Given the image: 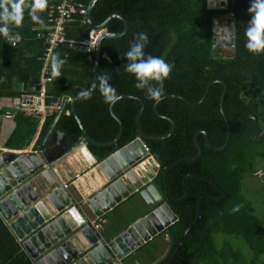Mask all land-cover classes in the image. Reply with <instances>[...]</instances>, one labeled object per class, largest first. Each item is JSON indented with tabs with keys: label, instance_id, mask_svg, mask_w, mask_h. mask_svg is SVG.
Here are the masks:
<instances>
[{
	"label": "trees",
	"instance_id": "obj_1",
	"mask_svg": "<svg viewBox=\"0 0 264 264\" xmlns=\"http://www.w3.org/2000/svg\"><path fill=\"white\" fill-rule=\"evenodd\" d=\"M78 1L87 5L89 0ZM251 3L227 0L226 8L214 9L206 6V0H97L91 9L93 24L99 25L113 14L126 21L122 36L101 40L96 72L108 71L110 84L122 98L111 105V116L97 87L91 99L76 98L74 110L87 135L97 142L109 141L117 134L114 118L121 124L120 137L113 145L86 143L98 162L135 137L159 162L160 171L152 182L162 194L168 192V205L177 218L163 232L169 235L172 246L168 258L159 264H168L185 231L172 264H264V180L256 187L251 180L247 182L256 172L264 171V53L254 55L245 47ZM45 12L39 13L44 25ZM219 15L233 18L231 57H219L214 50L213 20ZM44 25L34 23L25 10L22 26L12 30L21 34V43L9 47L0 35V97H19L22 92L12 90L14 85L28 89L37 83L43 46L35 39L33 28ZM121 30L122 23L116 18L105 25L108 33ZM88 32L87 26L74 24L67 28L65 37L81 42ZM140 32L149 37L146 56L162 57L174 65L170 78L164 81V97L159 103L149 99L146 90L137 89L135 76L125 70V53ZM57 52L67 62L62 75L46 83L45 106L62 96H75L92 84L93 53L68 45H61ZM213 80L217 81L206 90ZM222 82L226 84L224 90ZM137 98L142 109L136 126ZM69 110L66 103L54 125L65 134L68 148L82 138L73 115H66ZM54 116L56 112L44 117L34 147ZM13 121L14 129L4 147L23 149L35 136L39 117L17 111ZM171 122L174 127L167 138H144L138 133L164 136L171 131ZM227 133V144L216 149L223 145ZM187 157L195 158L186 161ZM252 189L255 195H250ZM200 193L204 195L198 201ZM237 205L241 207L234 212ZM199 208V221L193 224ZM9 237L0 219V264H13L12 248L6 245ZM15 251L19 253L17 247ZM19 255L21 259L14 264H32L22 253Z\"/></svg>",
	"mask_w": 264,
	"mask_h": 264
},
{
	"label": "water",
	"instance_id": "obj_2",
	"mask_svg": "<svg viewBox=\"0 0 264 264\" xmlns=\"http://www.w3.org/2000/svg\"><path fill=\"white\" fill-rule=\"evenodd\" d=\"M96 1L97 0H89L87 3L85 15L87 26L90 29L103 30L110 19L116 18L121 21L122 30L119 33H108L105 31L99 36L93 52L92 83L97 77L96 72L101 40L118 38L125 33L127 28L126 21L117 14L108 16L99 25L93 24L90 14ZM215 44L216 39L214 37L213 28V46H215ZM216 81L217 80H213L210 82L206 90ZM222 83L224 90L226 84L224 82ZM90 87L88 89H90ZM205 93L196 104L203 99ZM78 94L71 98L64 96L57 99L56 106L58 110L56 116L53 117L36 150L20 153H0V214L8 221L12 230L14 229L15 233L20 237H22L21 233L15 225L21 229L26 225L30 227V229L28 228L29 233H27L31 234L29 244L30 246L40 245L42 248L41 259H46L48 256L53 259L56 264H71L77 257L84 255L85 263L90 262L87 264H120V260L123 259L122 257L128 254L131 247L130 244L127 242V244H125L126 247H123V244L118 238V232L105 239L92 227L84 211V209L87 208L97 216L101 215V209L106 211L107 207L111 205L109 194L116 190L112 185L113 182L119 190H121L119 193L121 196L136 192L141 199L139 205L131 210L126 219V232L131 233L133 230L134 233L137 234H130L134 240L146 241L154 237L157 233L161 232L163 229H167L173 224L176 221V217L167 203V201H170L168 193H166L164 197L162 193L159 192L157 186L150 182V180L155 177L157 171H159L160 164L144 149L139 137H135L128 143L112 151L103 160L92 167L94 171L101 168L104 172L97 171L96 173L105 175L106 177V181L102 185H99L98 189L92 190L87 195H85V193H80V200H77L69 191L67 183L70 179H73L72 185L78 190H81V180L80 178L75 179V176L82 175L80 177L83 179V171H90L88 168L89 165L84 166L78 161L76 164L79 167H75V158L73 155L79 152L83 147H86V142L101 146L113 145L120 137L122 131L121 124L113 117L118 126L117 134L111 140L105 142L92 140L85 132L74 110L73 103L75 99L78 98ZM29 98L31 100L35 97L29 96ZM68 100L71 114L82 132V138L70 148L67 147L65 134L54 128ZM137 100L140 106L134 121L136 126L138 115L142 109L140 99L137 98ZM36 102L38 105L41 104L38 97H36ZM108 111L112 116L111 105H108ZM220 112L224 116L222 107H220ZM171 126L169 134L164 136L152 137L146 136L139 131L138 133L144 138L164 139L171 135L174 127L172 122ZM227 141L228 133L223 145L215 148H224ZM205 145L209 146L208 141H205ZM89 153L91 154L90 151ZM198 154H200V149ZM141 155L143 156L141 157ZM144 157L153 160L152 166H146V171L141 179L134 180V182L130 181L126 176L129 165L142 160ZM194 158L195 157H187L186 161H192ZM94 159L91 165L95 163L96 159L95 161ZM164 170L165 168H163V171ZM61 172H63L64 176ZM189 174L192 175V173ZM68 176H70V179ZM64 184H67V187H64ZM98 195L102 197L105 203L102 202L101 199L99 200ZM203 195L204 193L199 194L198 201H200ZM94 198H97V200L95 201ZM221 199L222 197L218 200ZM200 215L201 210L199 208L198 216L193 224L199 221ZM185 233L186 231L181 236L177 251L180 248ZM115 245H118L121 249L123 247V251L120 253L116 251V249L114 250ZM100 251H105V253L108 254L107 260L105 258L99 260L97 253ZM177 251L175 253H177ZM94 259H97L98 262ZM170 264H172V261Z\"/></svg>",
	"mask_w": 264,
	"mask_h": 264
},
{
	"label": "crops",
	"instance_id": "obj_3",
	"mask_svg": "<svg viewBox=\"0 0 264 264\" xmlns=\"http://www.w3.org/2000/svg\"><path fill=\"white\" fill-rule=\"evenodd\" d=\"M37 27H40V26L34 27L33 31H35V29ZM32 84L33 83L30 84L28 89H24L22 87V84L14 85L12 90H15V91L19 90L22 92V94H20L19 97L17 96V97H13V98H15L16 100L20 99V101H21V96L23 94H25V93L31 94L32 91H31L30 87ZM62 97H64V96H62ZM62 97H60V98H62ZM67 97H69V96H67ZM69 98H71V97H69ZM20 101L18 104H16V101H15V104H14L10 101L9 97H0V111H3V113H0V153H2V152L20 153V152L29 151V150H36L38 146L34 147V144L38 138L40 126L44 120V117L46 115L50 114L51 112L57 113V110H58L56 106H54V107L53 106L52 107L44 106L43 101H42V111L39 114H37L39 117L38 128H37V132H36L35 136L33 137L32 141L29 142V144L23 149L7 148L6 146L4 147V144L6 143L9 135L11 134V132L14 129L15 124L13 121V115L15 112H17L18 107L20 105ZM67 103H69V100ZM69 113H71L70 110L66 112V115H68ZM94 161H95V159H94ZM76 163H77V161L74 159L75 167H79V166H77ZM97 163L98 162L95 161V163L93 165L88 166L90 171H92V167H94ZM97 171L104 172L101 168H99ZM97 171H95V174L93 173V174L89 175L88 178H85V176L89 172L84 171L82 173L84 175L83 177L85 179L82 181L83 183L82 182L80 183L81 190L80 189L78 190L77 188H75L72 185L73 179H70V176H68L70 179V181L67 183L68 189L74 195V197L77 200H80V198H81L80 193H83V194L85 193V195H87L92 190L98 189V186L93 185L95 180H97L98 182H101V183L106 181L105 175H100L99 173H96ZM63 172H61V173L64 176ZM80 176H82V175H80ZM80 176L78 178H80ZM101 177L104 178V180ZM112 185L116 190L109 194V198H110L109 200H111V205L109 207H107L106 211L101 209L100 210L101 215H99V216H97L94 212H92L91 210H89L87 208H85L84 211H85L86 215L88 216V218L92 224V227L95 230H97L105 239L118 232V234H119L118 238H119L120 242L123 244V247H126L125 244H127V242H128V244H130V246H131L130 250H129L128 254H126L124 257H122L123 259L120 260V264H159L160 261H162L165 258H168L170 251H171V246H172V243H171V240H170V237L168 234L160 232L158 235H155L153 238H150L146 241H141V240H137V239L134 240L133 237L130 235L131 233L134 235H137L134 233L133 230L131 233L126 232L125 229L127 226V221H126L127 216L130 214V212L133 208H136L139 205V203L141 202V199L136 193H130L128 195L124 194V196H121L119 194L121 190H119V188L114 184V182L112 183ZM107 197H108V195H107ZM94 199H95V201L97 200V198H94ZM100 199L102 202H104L101 196H99V200ZM0 219L3 222L4 226L7 228V234L10 236L8 239L9 241L6 242V245L9 244L8 247L12 248L11 263L14 264V262L17 261L18 258L21 259V255H19V253H22L26 259H29L32 262V264H56V263H54V260L49 258L48 256L46 259H41L42 248L40 247V245L37 244V245H31L30 246L29 242H30V235L31 234H27V233H29L28 228L30 229V227H27V225H26L23 229H21L20 227L15 225L16 228L18 229V231L21 233L22 237H20L19 235H17L15 233L14 229L12 230L8 221L5 220V218H3V216L1 214H0ZM9 221H10V219H9ZM16 247L19 249V253L15 251ZM123 247L121 249L118 245H115L114 250L116 249V251L121 253L123 251ZM5 249H6V246H5ZM176 251H177V249L175 250V252ZM175 255H176V253H174L173 256H171V259L169 260L168 264H170L171 261L173 263V261L175 259V257H174ZM97 256L99 257V260L101 258H103V259L105 258L107 260V258H108V254H106L105 251H100L99 253H97ZM94 260H96L98 262L97 259H94ZM85 262L86 261L84 260V255H80L71 264H87V263H90V262H87V263H85Z\"/></svg>",
	"mask_w": 264,
	"mask_h": 264
},
{
	"label": "clouds",
	"instance_id": "obj_4",
	"mask_svg": "<svg viewBox=\"0 0 264 264\" xmlns=\"http://www.w3.org/2000/svg\"><path fill=\"white\" fill-rule=\"evenodd\" d=\"M47 7L48 0H0V35H3L6 38L10 37L15 41H20L22 39L21 34L19 32H15L13 34L12 30L13 28H19L22 26L25 10L28 11V15L34 23L44 25V20L39 15V13L45 11ZM248 11L251 14V20L245 30V47L254 55H259L264 53V0H252ZM84 26H87V23ZM88 29L90 31L89 27ZM103 32H105V28L101 30V34ZM148 43L149 37L147 33L140 32L136 34L134 39L130 42L129 50L125 53L124 56L128 61V63L125 65V70L135 76V79L137 81L135 87L137 89L146 90L147 97L159 103L164 97V81L170 78V73L172 72L174 65L167 63L162 57H155L152 55L146 56L144 49ZM66 62L67 60L65 58H61L59 52L51 56L50 63L52 77L58 78L62 75L61 69ZM111 78L112 77L108 71L100 72L97 75L96 80L92 83L90 89L81 90L78 94V98L85 101L91 99L93 93L98 87L101 96L104 98V102L108 105H115L122 97L110 84L109 81L111 80ZM40 103V105L42 106L41 101ZM51 103L54 104L53 107L56 106V102ZM142 144L144 143L142 142ZM159 171H157V173H159ZM79 176L80 175H76L75 179ZM152 180H150V182H152ZM162 195L164 197L166 196L165 194ZM168 202L169 201H167V203ZM240 207L241 206L237 205L232 210L234 212L239 211ZM174 223L169 227L174 225ZM167 229H163L161 233L165 232ZM159 233H157L156 235H158Z\"/></svg>",
	"mask_w": 264,
	"mask_h": 264
},
{
	"label": "built area",
	"instance_id": "obj_5",
	"mask_svg": "<svg viewBox=\"0 0 264 264\" xmlns=\"http://www.w3.org/2000/svg\"><path fill=\"white\" fill-rule=\"evenodd\" d=\"M86 5L78 0H48V7L45 12V25L35 29V39L41 40L43 51L38 59L41 61V68L37 83L31 85L32 93H25L21 96L20 105L17 111L29 115H37L42 111V106L36 102V97L42 102L45 96V85L51 82L54 77L51 75V56L61 45L69 47L76 46L79 50L92 53L97 45V40L101 35V30L90 29L88 38L81 42L67 40L65 33L67 28L74 24L86 25L85 21ZM5 42L9 47L16 48L20 41L6 38ZM29 96L35 97L34 99ZM54 104L50 103V107ZM144 149L147 147L143 144ZM67 187V184H64Z\"/></svg>",
	"mask_w": 264,
	"mask_h": 264
},
{
	"label": "rangeland",
	"instance_id": "obj_6",
	"mask_svg": "<svg viewBox=\"0 0 264 264\" xmlns=\"http://www.w3.org/2000/svg\"><path fill=\"white\" fill-rule=\"evenodd\" d=\"M226 7V4L225 6ZM223 7V8H224ZM221 9V8H220ZM213 27H214V37L216 39V44L214 46L215 52H218L219 57H231L232 56V30H233V18L231 15H219L215 16L213 20ZM12 103L16 104L19 103L20 99L16 100L13 97H9ZM252 181L251 185L253 187L259 186L260 184L258 181L264 180V171L256 172V176L248 179V183ZM255 189H252L250 195H255Z\"/></svg>",
	"mask_w": 264,
	"mask_h": 264
},
{
	"label": "bare ground",
	"instance_id": "obj_7",
	"mask_svg": "<svg viewBox=\"0 0 264 264\" xmlns=\"http://www.w3.org/2000/svg\"><path fill=\"white\" fill-rule=\"evenodd\" d=\"M226 4V0H207V6L211 8H221L224 7ZM74 158L76 161L82 163L84 166L86 165H91V162L93 161L92 155L89 153V151L86 149V147H83L79 152L75 153ZM143 155H141L142 157ZM153 160L150 158L144 157L142 160L134 162L133 164L129 165V169L127 171V178L134 182V180L141 179L143 174L146 171V166L150 167L152 166ZM95 174V171L92 169L85 178H88L89 175ZM80 177L81 182L85 179ZM102 178V177H101ZM106 178V177H105ZM104 180V178H102ZM83 183V182H82ZM104 183V182H103ZM103 183L98 182L97 180L94 181L93 185L99 186L102 185ZM92 185V186H93Z\"/></svg>",
	"mask_w": 264,
	"mask_h": 264
},
{
	"label": "flooded vegetation",
	"instance_id": "obj_8",
	"mask_svg": "<svg viewBox=\"0 0 264 264\" xmlns=\"http://www.w3.org/2000/svg\"><path fill=\"white\" fill-rule=\"evenodd\" d=\"M87 143V142H86ZM86 143H85V145H86Z\"/></svg>",
	"mask_w": 264,
	"mask_h": 264
}]
</instances>
